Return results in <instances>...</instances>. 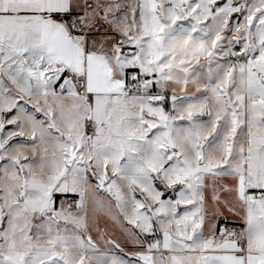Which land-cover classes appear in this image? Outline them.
I'll return each mask as SVG.
<instances>
[{"label":"snow or ice","instance_id":"snow-or-ice-1","mask_svg":"<svg viewBox=\"0 0 264 264\" xmlns=\"http://www.w3.org/2000/svg\"><path fill=\"white\" fill-rule=\"evenodd\" d=\"M0 264H264V0H0Z\"/></svg>","mask_w":264,"mask_h":264}]
</instances>
